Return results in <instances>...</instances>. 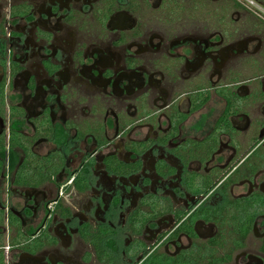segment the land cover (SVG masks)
<instances>
[{"label": "flooded vegetation", "instance_id": "obj_1", "mask_svg": "<svg viewBox=\"0 0 264 264\" xmlns=\"http://www.w3.org/2000/svg\"><path fill=\"white\" fill-rule=\"evenodd\" d=\"M0 264H264V0H0Z\"/></svg>", "mask_w": 264, "mask_h": 264}]
</instances>
